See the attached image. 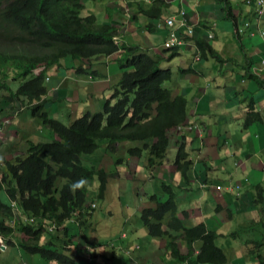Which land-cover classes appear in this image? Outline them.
<instances>
[{"label": "crops", "instance_id": "0c3cea01", "mask_svg": "<svg viewBox=\"0 0 264 264\" xmlns=\"http://www.w3.org/2000/svg\"><path fill=\"white\" fill-rule=\"evenodd\" d=\"M226 2L228 12L222 11L220 0L82 1L80 14L92 13L98 23L110 24L116 44L136 46L160 58L157 67L170 72L162 86L169 100L175 101L167 115L158 117L152 125L147 124L148 118L136 121L133 126L143 125L133 127L136 137L130 142L119 141L114 154L107 155L104 141L102 150L81 155L83 164L94 171L83 179V209H75L59 221L62 209L57 202L55 210L21 211L16 200L9 199L6 184H1L0 240L4 247H0V264H64L46 260L41 253V245L50 234L64 242L62 253L71 264H250L251 260L264 264L263 211L260 208L258 212L252 198L253 187L263 188L264 184V64H260L264 35L258 32L264 31V11L258 16L256 8L244 0ZM168 17H172L171 25L164 23ZM244 21L249 25L241 36L236 28ZM186 29L191 32L182 46L162 47L170 34L185 36ZM247 29L253 33L250 35ZM194 37L205 39L220 61L208 56L207 51L205 58L193 54L197 49ZM172 51L176 53L169 57ZM118 56L119 51L92 55L88 60L65 57L59 65L54 64V79L47 71L44 74L46 96L68 95L67 84L74 85L77 99L86 100L73 104L54 99L44 107L48 116L67 124L83 111H100L121 74L134 70L120 67ZM98 59L104 61V68L97 64ZM254 66L259 69L256 79L249 76ZM85 84L93 93L84 96ZM249 98L261 121L244 126ZM27 115L21 111L14 124L38 127L35 117L23 119ZM31 131L15 132L5 118H0V175L4 180L5 164L22 156L28 141L56 139L42 123ZM35 133L40 136L35 138ZM160 140L162 148L152 150ZM179 143L191 160V167L184 171L175 165ZM132 147L135 155L127 152ZM99 170L106 174L103 183L98 178ZM65 183L63 177L56 179L52 191L56 201ZM142 183L146 191L139 189ZM237 184L236 194L231 190ZM112 185H116L114 191ZM162 185L171 187L176 217L182 218L187 227L202 224L212 239L193 238L189 242L174 237L163 223L166 214L158 226L162 233L150 234L148 225L142 222L141 209H155L156 204L149 199L152 195L159 203L166 198ZM126 186L134 194L133 201L121 199L119 189ZM6 206L10 216L5 213ZM146 217L153 224L155 217ZM35 230L36 235L32 233Z\"/></svg>", "mask_w": 264, "mask_h": 264}, {"label": "trees", "instance_id": "16d2710c", "mask_svg": "<svg viewBox=\"0 0 264 264\" xmlns=\"http://www.w3.org/2000/svg\"><path fill=\"white\" fill-rule=\"evenodd\" d=\"M82 1L0 0V118L9 121L13 119V113L15 116L25 111L28 117L38 119L56 136V139L28 141L23 155L5 164L7 180L1 174L0 185L6 184L9 199H15L21 211L55 210L57 202L62 209L58 221L69 216L75 209H83L84 187L75 191L70 190V187L91 177L94 171L83 164L81 155L94 151L99 145L98 139H104L107 155L114 154L119 141L130 142L136 137L132 132L133 127L143 126H133L136 121L148 118L147 124L152 125L158 117L167 115L175 101L169 100L168 91L162 86V82L170 78V72L167 68L157 67L160 58L149 56L136 46L116 44L113 38L115 30L110 24L98 23L92 13L80 14ZM220 1L222 11L228 12L227 0ZM256 11L260 16L264 8L261 13ZM146 13L149 14V11ZM241 24L245 29L249 25L247 21ZM185 39L175 47L182 46ZM194 42L197 49L193 54L205 58L207 51L208 56L220 61L205 39L194 37ZM117 51L119 66L133 67L134 70L121 74L117 85L112 87L110 95L104 99L100 111H83L67 124L48 116L44 110L48 103L44 74L48 68L56 66L54 64L59 65V60L65 57L88 60L92 55H109ZM174 53L172 51L169 57ZM84 71L91 75L94 73L88 69ZM256 75L251 70L249 76L256 79ZM261 83L264 84V81ZM246 105L243 125L261 121L259 112L253 110L252 98L248 99ZM17 128L15 125L12 130ZM161 145L162 140L152 150L162 148ZM182 148L183 144L179 143L175 165L184 171L191 167V160ZM127 152L130 155L136 154L134 147ZM97 174L103 183L106 174L101 170ZM60 177L65 178L66 183L58 190L60 198L56 201L52 191L56 179ZM161 187L166 192V198L159 203V199L152 195L149 199L156 204L155 209L149 206L141 209L142 222L148 225L150 234L162 233L158 226L166 214L163 223L174 237L185 241L193 238L204 241L212 239L213 236L205 234L202 224L187 227L182 218L176 217L175 202L169 191L171 187ZM238 187L237 184L231 191L237 194ZM262 192L264 189L260 185L254 187L252 198L257 196L259 202L264 201ZM6 209V215L10 216L9 207L6 206ZM146 214L155 217L153 224ZM5 232L8 233V230ZM37 232L35 230L32 233L36 235ZM63 245L60 238L50 234L40 250L46 260L71 264L68 256L62 253ZM209 245L213 246L211 243Z\"/></svg>", "mask_w": 264, "mask_h": 264}, {"label": "rangeland", "instance_id": "374dc122", "mask_svg": "<svg viewBox=\"0 0 264 264\" xmlns=\"http://www.w3.org/2000/svg\"><path fill=\"white\" fill-rule=\"evenodd\" d=\"M239 29H240V31H239V33H238V35H241V34H243V32H244V27L242 26V24L238 27ZM247 33V32H246ZM241 36H243V35H241ZM95 58V57H94ZM97 64L99 65H102V67L104 68L105 67V64H104V61L102 60V59H98L97 60ZM112 66H115V65H111L110 67H112ZM47 73H48V75L50 76V78L51 79H54V77L56 76V71L52 68V67H50V68H48L47 70ZM261 72V71H260ZM102 73H104L105 74V71H103V70H101V74ZM73 76H75L74 74H73ZM79 79L81 78V77H78ZM164 83H166V82H164ZM81 84V81L79 80V85ZM44 85L45 86H47V82H45L44 83ZM164 85V84H163ZM65 87H67L68 86V88H69V94L68 95H64L62 98H59V96L57 95V94H55L53 97L51 96V95H49L48 94V96H46V101L49 103V102H51V101H54V99H61V100H64V101H66V102H68V103H73V104H75V103H77V102H79V101H81V103H84L85 102V98H83V100H80V99H77L76 98V96H74L73 95V89H74V85H64ZM65 87H63V90L65 89ZM82 91H83V94H84V96H85V93H93V91L91 90V88L87 85V84H85L83 87H82ZM89 108H90V104H89ZM21 112V111H20ZM23 113H25V111H23ZM13 118V117H12ZM28 118H30V117H24L23 119H25V120H28ZM12 121V122H11ZM9 122V128L10 129H12L13 127H14V121H13V119H11V120H9V121H7V123ZM11 122V123H10ZM36 122H37V124H39L38 125V127H37V125H34V126H31V127H29L30 125H27V126H21V127H18L16 130H15V132H19V133H25L26 131H29V132H32L31 130H33V129H35V128H39L40 127V121L38 120V119H36ZM264 123V122H263ZM4 126H6L5 124H4ZM26 128V129H25ZM9 131H6V134L8 133ZM32 136H34L35 138H38L39 136H40V133H35V134H33ZM27 139L28 140H30L28 137H27ZM31 141V140H30ZM102 142H104V139H98V143H99V145H98V147L94 150V151H100V150H102L101 148H103V147H100V144H102ZM24 144V143H23ZM22 152H24V149H23V151ZM88 182H89V185H90V180H88ZM139 189H141V190H143V191H146V185H145V183H142V184H140L139 186ZM115 188H116V185H112L111 186V190H115ZM263 188H264V184H263ZM252 190H254V187H253V189ZM119 191H120V196H121V199H122V201H126V202H128L129 200H131V201H133L134 200V194L131 192V190H129V188L126 186V187H120V189H119ZM89 192V191H88ZM90 193V192H89ZM261 197H262V199H264V192H262V194H261ZM255 199L257 200V210H258V212L260 211V208L262 209V215H260V217H262V218H260V219H262V221H261V223H263V220H264V201L262 200L260 203H259V201H258V197L257 196H255ZM98 200V202L100 203L101 202V200L100 199H97ZM101 206H103V204L101 205ZM250 264H254L253 263V261L251 260V262H250Z\"/></svg>", "mask_w": 264, "mask_h": 264}, {"label": "built area", "instance_id": "2783aa9c", "mask_svg": "<svg viewBox=\"0 0 264 264\" xmlns=\"http://www.w3.org/2000/svg\"><path fill=\"white\" fill-rule=\"evenodd\" d=\"M244 3L250 4L251 6H254L256 8V10L260 11V13H261L262 9L264 8V0H244ZM164 23L167 25H171L172 24V17L165 18ZM244 26H246V23H244ZM236 30L238 32L240 31V29L238 27L236 28ZM248 30H249V34L251 35L253 33V30L252 29H248ZM190 32H191L190 29H186L185 36H184V34L180 35V36L179 35L175 36L173 34H170L162 42V47L163 48H172V47L180 45L182 43V41L184 40V38L186 36L190 35ZM258 32L261 35H264V31L258 29ZM260 64L261 65L264 64V57L260 60ZM258 72H259V69L256 66H254L253 67V73L258 74ZM0 247H4V244L1 242V240H0Z\"/></svg>", "mask_w": 264, "mask_h": 264}, {"label": "clouds", "instance_id": "9594fccd", "mask_svg": "<svg viewBox=\"0 0 264 264\" xmlns=\"http://www.w3.org/2000/svg\"><path fill=\"white\" fill-rule=\"evenodd\" d=\"M12 117H13V119H15V118L17 117V114L14 116V113H13ZM8 124H9V122H8ZM85 183H86V181H84V180L82 179V180L76 182L75 184H73V185L71 186V190L75 191L77 188L82 187Z\"/></svg>", "mask_w": 264, "mask_h": 264}]
</instances>
